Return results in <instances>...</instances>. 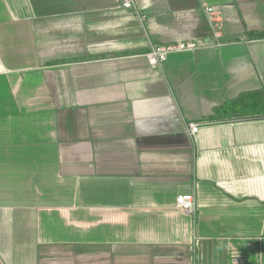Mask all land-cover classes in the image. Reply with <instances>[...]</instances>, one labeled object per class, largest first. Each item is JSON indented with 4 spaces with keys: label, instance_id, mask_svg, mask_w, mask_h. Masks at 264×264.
<instances>
[{
    "label": "crops",
    "instance_id": "crops-1",
    "mask_svg": "<svg viewBox=\"0 0 264 264\" xmlns=\"http://www.w3.org/2000/svg\"><path fill=\"white\" fill-rule=\"evenodd\" d=\"M123 3L0 0V264H264V0Z\"/></svg>",
    "mask_w": 264,
    "mask_h": 264
},
{
    "label": "built area",
    "instance_id": "built-area-1",
    "mask_svg": "<svg viewBox=\"0 0 264 264\" xmlns=\"http://www.w3.org/2000/svg\"><path fill=\"white\" fill-rule=\"evenodd\" d=\"M124 6L127 8H134L137 16L141 19H145L144 13L137 8L134 3V0H123ZM205 9L208 15L209 23L220 30L223 26V17L222 12L215 8L214 6L205 4ZM197 48V43L193 41H182L167 45H151L150 50L146 54L149 64L153 66H161L169 57L171 53L182 52V51H191ZM199 125L197 123H190L189 130L191 134H194L198 131ZM176 206L183 210L186 214L193 216L196 213L197 202L196 196L194 193L181 194L177 197Z\"/></svg>",
    "mask_w": 264,
    "mask_h": 264
},
{
    "label": "trees",
    "instance_id": "trees-1",
    "mask_svg": "<svg viewBox=\"0 0 264 264\" xmlns=\"http://www.w3.org/2000/svg\"><path fill=\"white\" fill-rule=\"evenodd\" d=\"M247 35L251 39L264 38L263 31H249ZM264 114V90H252L242 93L239 97L229 99L225 104L215 108L209 119L229 118Z\"/></svg>",
    "mask_w": 264,
    "mask_h": 264
}]
</instances>
